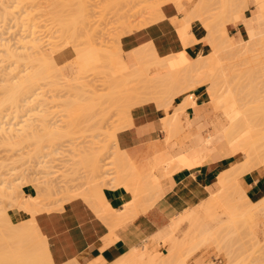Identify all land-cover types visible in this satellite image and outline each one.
Returning a JSON list of instances; mask_svg holds the SVG:
<instances>
[{
	"label": "bare ground",
	"instance_id": "1",
	"mask_svg": "<svg viewBox=\"0 0 264 264\" xmlns=\"http://www.w3.org/2000/svg\"><path fill=\"white\" fill-rule=\"evenodd\" d=\"M139 1H141V0H139ZM179 1H181V0H165L159 6L154 7V9L157 11V13H159L160 6H162L165 3H170V2L174 3L176 5V7L179 8V6H180ZM198 1L199 2L196 1L197 5L195 4L193 6V7L197 6L198 8L195 7V9L197 8L198 11L195 12V9L193 8L192 9L193 12H191L192 10L190 12L192 13V15L195 12L194 15L197 16L196 13H198L200 11L199 14H201V11L204 10L202 14L206 15L207 12L210 11L212 0L210 2H209V0L208 1L202 0V2H201V0H198ZM228 1L227 0L226 1L221 0L222 3L220 5V7H218L219 11L217 9H215V7H214L213 9H215V11L217 10L218 12H216V13L214 12L215 13L213 15L214 17L211 16L214 19L213 21H211V24L213 25L214 22L216 24L218 22H220V17L223 13L226 14V19L224 20L223 24H222V22L219 23L222 26L221 25L219 26L217 24L216 25L217 28L214 25V26H212V29L210 28L211 26H209L208 29H210L211 31L205 29V31L207 30L210 32V35H207L208 38L206 36V38H207L206 42L208 41V39H209L208 43H210V44L211 43L215 44L217 41V43L213 46L210 54H204L200 57H197L198 59L195 58L194 61L190 62L184 55L169 57V58H165V59H157L155 56H152V57L150 56L151 57L150 58L146 52L142 53V51H141L140 54H138L139 55L138 61L140 62L141 66L145 70V72L150 67H159L163 71V74L161 76H154L152 79L142 80L143 88L145 90L146 96H142L141 94L139 95L135 91L129 90L128 89L129 80H123L120 77V78H117L118 80H109V82L112 83V85H111V87H112L111 91L112 92L109 95H107V94H106V96L104 95L105 98H103L105 101H107V100L109 101V98H110V100H111V98L113 100L114 94L118 95L114 99L115 101L113 100V102H111L112 101L111 100L108 103L109 104L113 103V104H111V106L114 105V107H115L114 110H116V108H117L118 112H120L121 115L123 114L121 120L124 119L125 122L119 120L122 122L120 125H123V123H126V121L127 122L130 121V119H129L130 117L128 118V115H129L128 113L132 107L139 106V105H142V104H145L148 102L155 103L156 107L158 109L164 111V113H165L164 117L161 119V122H162L164 129H165L164 131H166L168 133V137L166 138V139H168L169 137H171L172 134L176 133L177 131H179L181 129V127H182L181 116H182L183 112L185 111L184 110L185 107H188V106L194 107V101H193L192 97L187 96L188 95L187 92L191 91L192 89H194L195 87H198V86H204L205 87L206 94L208 95V101L204 105L203 108H205L211 114L213 112L215 113L214 118H213V116L211 117L212 118V127L214 128L215 131H217V132L220 131L223 134L224 138L226 139L225 141L227 142V146L221 152L222 158L231 157L233 159V162L229 166H227L224 170H222L220 172V174L217 178L218 190L215 192V196L213 194L207 193L206 198L201 200V199L197 198L196 196H193L194 195L193 192L191 190L185 188L182 185L172 189L173 191L169 192V196H173V195L177 196V194H179L181 197L180 199H182V201H183V203L179 204V206L180 205L181 206L178 207L179 209H182L181 210L182 212H180L178 214V218H175L174 220L171 221L170 227L176 228V227H178V225L181 222L187 221L188 222L187 225H190L189 228L191 227L192 231L194 233H196V235L198 234L200 237L199 242H198V240L196 241V239L194 238L197 243L196 242L192 243L193 247L191 248V251L189 250L188 253L186 252L187 254L185 256L183 255V257L178 258L179 260H177V264H187L186 258L189 255L193 254L194 251L198 250L200 247H202L203 245H205L207 243H214L215 244V242H217V240L219 238L218 236H221V234H220L221 230L225 227L220 221L217 220L219 215H220L219 211L221 212V214L227 215L228 219H230L228 222L229 227L230 226H235V227L236 226H245V222H246L245 218L253 219L254 223L252 226L253 228H252L251 233L254 236L257 234L256 229L259 226L263 225L262 223L264 222V198L257 201V202L248 201L245 197L244 191L242 190V188L240 187L239 182H238V179L243 174L250 172L259 166L264 167V131L262 130L264 128H262V129H260V131H258L256 129V127L253 125L250 118L246 115V110H243V106H242L243 104L239 103L241 99H238V97H236L233 89H231V87H229L230 79L226 80L227 74H225L222 71V68H224V67L230 68V66H228L229 64L227 63V61H228V59L229 60L232 59L231 58L232 56L234 58L236 55H237L236 57H238V56L240 57L242 55L241 58L243 57V58L247 59L248 54H246V53H249L251 51V48H252V47L249 48V46H253V45L255 47L258 46L260 48L259 51L261 50L260 53L264 54V29H263L264 28V0H254V3L256 5V10L258 11L257 15H256V17L251 16L247 19H243V13L248 7L246 0H232V4L230 1H229L230 3H228ZM200 2L202 3L201 5H200ZM198 3H199V5H198ZM205 3L206 4L208 3V5H210V6H207L209 10L207 9ZM217 3H220V1L219 2L217 1ZM118 4H119V0H118ZM217 5L219 6V4H217ZM228 6L230 7L229 10H228V8H229ZM204 7H206V10L204 9ZM5 8H6V6H5ZM76 9H78V8H76ZM139 11H140V8H139ZM179 11H180V9H179ZM79 12H80V10H79ZM204 12H206V13H204ZM228 12H229V17H228ZM211 13H212V11H211ZM202 14H201V16L198 15L197 17H199V18H195V19H197L198 22H200L201 24H204L205 22L207 23L208 19H206V18L209 16V14L207 16H203V17H205V19L207 21H205L204 18H203L204 21L202 20V18L200 19V17H202ZM73 16H75V15H73ZM77 17H79V16H77ZM185 17H186L185 20L188 19L187 16H185ZM189 17H191L190 21H193V20L195 21L194 17L193 18H192V16H189ZM211 17L209 16V18H211ZM79 19H80V17H79ZM127 19H128V16H127ZM183 21H184V18H183ZM202 21L204 23H202ZM67 22H68V20H67ZM186 22H187V20L185 22H183L184 26L182 25V27H184L183 29L186 30V31L184 30L185 31V33H183L184 36L181 33V32H183V30L179 31L182 38H185V34L187 32V28H185ZM226 22H228L229 26H233V27H236L238 23H241L242 27H243L242 29L244 30L245 34L244 35L240 34L239 40L238 39L236 40L235 38L227 39V37H226V35H224V31H223L224 30L223 28H224V25ZM59 23L61 24V22H59ZM206 23H205V25H203L204 28L206 26L208 27V25H209V24L206 25ZM188 26L189 25L187 24V27ZM213 27H214V30H213ZM218 27H221L220 30L222 29L221 30L222 33L212 32V31H216L217 29H219ZM179 28L181 29V26ZM215 28H216V30H215ZM180 29H178V30H180ZM220 30H219V32H221ZM131 31H132L131 28L128 29L127 34ZM209 32H207V34H209ZM217 33L219 34V36ZM222 34L224 36H222ZM211 36L212 37L216 36L218 38L216 39V37H215V42H213V38H210ZM234 43L235 44L238 43V45H232ZM247 45H248V48L245 47ZM6 46H8V45H6ZM6 46L3 49L4 50L3 54L5 56V59L7 57V59L11 60V62L14 59L13 62L15 61L17 64L19 63L20 59H21L22 63L31 62L32 65H33V63L35 64V62H36V66L35 65L32 66V69L30 67L31 64L28 66L32 71H30V73L28 72V74L19 78V80H21L20 83L18 82L16 84L15 83L13 84V82H11L10 85L6 84L7 86H4L2 88L4 90L3 91L4 103L8 102L9 105L13 104L12 106L15 109V107L16 108L18 107V104H17V106L15 105L16 103H19L18 98L21 97V100H20L21 102H25L26 99L30 100V97H34V95L38 94L37 91L39 90L41 81L52 79V77H56L57 73L59 76V69L53 70V71H55V72H52L53 74L49 73L50 72L49 70H50L51 65H52V58H47L45 54L38 55V56L36 55V57H35L34 55H30L31 53H29L26 56H22L23 57L22 58L20 55L24 54L25 53L24 51H23V53L21 51H19V54H18V51H15V53H13V51H11L13 49H11L9 46H8L9 48ZM118 47H119V44H118V40H117L115 48H113L110 52H108L105 60L108 63L112 62L110 65H112L114 63L113 65H120L121 67H125L122 60H121L122 58H120L121 55H120V51H119ZM91 48H89L90 51H92ZM234 48L235 49L238 48L236 52L232 51ZM255 49H257V47ZM14 50H16V49H14ZM248 50H250V51L248 52ZM231 51H232V54H235V55H232V54L230 55ZM252 51H253V49H252ZM88 52H87V50H85V51L78 53V58L80 61L79 62L76 61L78 58L75 59L76 63L78 62V64H79L78 65L75 63L76 68L78 66L81 67V66L85 65L83 63H86L85 61H87V60H88L87 63L89 62L90 59L95 60L96 57H97V61L100 60V58L98 56L92 54V52L91 53H88ZM225 53H227L228 56H226ZM223 54H225L224 56L227 59L226 62H224L226 60L225 58L223 59L224 61H222V57H224ZM30 56H33L34 58H32ZM86 56L88 57L87 60H86ZM48 57H49V55H48ZM250 58H248V60ZM22 59H23V61H22ZM83 59H85V60L83 62H81V60H83ZM145 59H147V64H146L147 67H144L142 64ZM255 59H256V56H255ZM9 60H8V62H10ZM24 60H25V62H24ZM252 60H254V59L253 58L251 59V63L256 62V61L252 62ZM93 62H96V60ZM219 62H221V64H219ZM223 63L224 64L227 63V64L224 65ZM237 63H236V65H238ZM251 63H249V65H251ZM80 64H82V65H80ZM239 65H238V68L240 67ZM254 66L252 64L251 67H254ZM244 67L247 68V65ZM235 69H236V67H235ZM251 69L252 68H248L246 70H248V73H250ZM78 70H80V69H78ZM228 70L226 71V73L229 72ZM249 70H250V72H249ZM81 71L82 70H80V72ZM232 71L234 72V70H232ZM241 71L242 70H240V72ZM142 72H144V71H142ZM142 72H139V73L141 74ZM233 72H232V74H233ZM235 72H236V70H235ZM238 73H237V75L240 74V73L239 74ZM51 74H52V76H51ZM232 74H230V76ZM145 76H146V74H145ZM228 77H229V74H228ZM233 79H235V78H233ZM11 80H13V79L11 78ZM117 93H120V94H117ZM77 97H80V96H77ZM107 97H108V99H107ZM175 97H182V102H181V104L177 105L176 108L173 109V111L171 113H169L168 109L171 106V104L169 103V100L174 99ZM95 99L99 100V98L96 96H91V97H88L86 99L76 98L73 100L72 99L65 100L67 102H64L63 108H65L67 113H69L70 115H67V113L65 112L66 115L69 116V120L67 118L66 123H65L66 125H64V127L67 128V130L72 129V131H73V130H75V128L78 127V125L83 124V129L90 130V131H92V133H95V131L99 130L101 127V123L103 122L102 119L103 118L108 119V117L105 116L106 110L97 111L98 109L94 105H98V107H99V103H98L99 101H97V103H96ZM4 103H3V105H4ZM207 104L208 105L210 104V106H211L210 111L207 109ZM115 105H117V106H115ZM93 106L96 109H94ZM92 108L96 112H91V115H90L88 113V111H93V110H91ZM111 110H113V109H111ZM114 110H113V112H114ZM76 112H78V113H76ZM102 112L104 113L103 118H101V117H100L101 119L97 118V116L101 115ZM94 113H95V115H94ZM108 113L109 112H107L106 114H108ZM120 113H118V114H120ZM114 115L116 116V112ZM92 116H95V117H93L94 120L92 119ZM218 116H221L222 120H220L218 118ZM1 118H3V117H1ZM95 118L97 120H95ZM120 118H121V116H120ZM98 120H99V122L100 121L101 122L98 123ZM92 122H93V124H91ZM130 123H131V121L128 122V124H130ZM96 124L98 125L97 127H95ZM3 125L5 126V124H3L2 121H0V131L1 132L5 131V133H6V134L4 133L5 135L3 134V136H0V146L2 144V146L6 147V145H7L8 147H10L9 149H12L14 147L17 148L16 146L20 145L19 143L21 142V140L24 142V140L27 136L26 132H28V131H26L25 132L26 134L24 135V131L21 130L23 128L16 129L17 132L15 131L16 133L14 134L13 131L10 133V130H12L10 127L5 129ZM127 125H125V127ZM127 127H126V129H127ZM2 128H3V130H1ZM122 128L125 129L124 125L121 127H117V129H115V130H111V131L109 130L108 132L106 131V133L105 132L102 133L105 135L106 140L113 142V146H114L116 153H118L120 155V157H117L115 160L112 159L111 161H106V162L104 160L105 165L107 163L108 166L110 164H112L113 166L114 165L116 166L117 178H113L114 176L113 177H107L108 175L112 176L111 170H110V172L108 171L109 170L108 166H106L105 169H103L104 168L103 163H102V166L100 164L101 162H103L102 157L106 154L107 148L103 145L96 147V142L94 141L95 142V145L93 143L94 147L88 146L86 149H84V150L78 149V151H76L74 149L76 151V153L73 152L74 151L73 149L71 150L72 153H75L74 155H72V159H73L72 161L74 162V163L72 162V164L82 165L84 167V169H86V174H87L86 180L87 181H84L85 185L79 186V188L75 189L74 191H72V189H70L69 191H72L71 193H69L67 191L69 188L68 189L63 188V190L66 189V191L62 192V194L63 193H64V195L66 194L65 195L66 198H64L65 202H69V201L74 200V199H81V201L83 200L84 202H86L84 204H88L86 206H88L91 209V212L95 214L94 216H97L96 218H98L100 221H103L102 224H107L106 228H107V230L109 228L108 232L110 233L111 236L113 235V231L115 229H117V227H120L122 224H124L128 220H132L134 218V216H136L138 213L145 212L148 208H151L154 204H156L160 199H162L163 197H166V192L160 186L161 184L159 183L157 174L154 171L150 172L148 174H144V175L139 174L135 170L134 166L126 158V156L123 154V152H121L118 149V147L116 145V133L118 130H122ZM20 130L22 132H19ZM7 131L9 133H7ZM29 134H31V133H29ZM45 134H44V136H45ZM23 135L25 138L23 137ZM32 136L33 135H30V138ZM51 136H53V135H51ZM51 136H48V137H51ZM92 137L95 139V136H92ZM96 137H98V136H96ZM28 138L29 137H27V140H29ZM41 139H42V137H41ZM45 139H48V138L46 137ZM50 140H51V138H50ZM204 144H206V143H204ZM91 145H92V143H91ZM71 151H70V153H71ZM56 154H58V152ZM202 160L203 159L200 156L199 164H202ZM190 166H191V163L186 158V156L184 154H182L181 156H179L178 158L173 160L170 167H168V169L166 168L165 170H163V173L168 175V174L172 173L175 169H178V168L189 169L188 167H190ZM62 175H63V173H62ZM60 176H61V174H60ZM63 177H64V175H63ZM63 177H62V179H63ZM102 178H103V180L108 179V180H110V182L107 183L105 186V183L102 181ZM104 178H106V179H104ZM101 181H102V183H101ZM46 182L47 181H44V183H46ZM42 183H43V180H42L41 184ZM58 183L59 182H57V184ZM44 185L45 184H43L42 194L38 195V196H40L39 199H34L32 201L24 200L22 202L15 201L16 205H17L16 209L23 210L25 213H28L31 216L29 220H27L25 222H20L17 224V226H14L13 223L10 222V220H9L10 218L8 217L6 210L1 209L0 212H2V210H3V212L0 213V242H2V243L3 242L4 243L5 242H9V243L10 242H13V243L25 242V244H26L27 241L31 240V238H33L35 240L33 242L37 241L35 243V245L33 246L34 249L31 247L32 245L29 246V244L32 243V241H31L30 243L28 242L29 244L27 243L28 244L27 248L25 245L24 246L23 245H16V247L13 246L14 248L13 247L12 248L14 249V251H12L11 249H10L11 253H9L10 250H8L9 252L6 251L8 254L4 253L3 251H4L5 247L10 248V245H8V246L5 245V247H2L3 249H0V250H3V251H0L1 254H2V252H3V254H7V255H5L6 257L3 254H2L3 256H1L4 258L2 260V261H4V263L6 262L5 260L8 261V259H9V261H18V258H19L22 261H25V263L32 261L31 263H33V264H51L49 261V258L47 257L48 253L46 254L44 238L39 234V232L36 228L35 222L33 220V217L35 214H38V213L43 212V211H49L47 206L44 205V201L46 199H48V197H50V196L53 197V195L49 194V191H50L49 189L51 187L48 186L49 188L48 187L45 188L46 186H44ZM118 186H123L128 192H130L129 194H131V196H132L131 201L124 205V210H122V211L112 210L105 203L104 198H103V189L104 188H116ZM70 188H72V187H70ZM5 190L6 189L2 188L1 182H0V201L12 200V198L5 192ZM53 191H54V188H53ZM60 192H61V189H60ZM177 198L179 199V197H177ZM50 200H51V198H50ZM182 206H183V208H182ZM218 209H220V210H218ZM5 228H8L11 230L10 231L11 233L9 236L4 235L2 230ZM222 233H224V232H222ZM226 234H227V232H226ZM198 235L196 236L197 238H198ZM222 237H223V235H222ZM223 238H222V240H223ZM14 239H16L17 241H15ZM113 239H115V238L113 237ZM152 240H156L157 243L161 244V248L166 251L165 256H163L162 251H160L158 249L155 252H152V251H154L153 248H152V251L148 249V246ZM178 240L180 242V239H178ZM178 240L172 236H169L167 239V238H164L163 236H161L160 234H156L154 237L148 239L142 245V247L134 248V249L130 250L127 254H125L121 258L115 260L113 262V264H164V262H166V261L169 263V261L171 259L173 260V258H174L176 260L177 257H179L177 255L178 253L176 254V252H179L180 248L183 247L182 241L180 242V243H182V245H181L178 243ZM223 242H225V241H223ZM37 243H38V245H37ZM220 243H222V241ZM220 243L218 242V244H220ZM6 244H8V243H6ZM1 246H3V245H1ZM107 246L108 245H105V244L101 245L100 249H103ZM22 248H23V250H21ZM29 249H31V250H29ZM230 249H231V247H230ZM30 252H31V254L28 255ZM225 253H226V255L228 253L227 258H228V261H230L233 258V251H232V253H231V250L228 252L225 251ZM1 257H0V260H1ZM168 259H170V260H168ZM164 260H166V261H164ZM175 262L173 260V262H170V263L174 264ZM67 263L68 264H77L76 262H71V263L67 262ZM98 263H100V262L98 261V259H96V260H93L92 262H90L88 264H98ZM228 264H231V263L229 262ZM258 264H264V260L260 261V263H258Z\"/></svg>",
	"mask_w": 264,
	"mask_h": 264
},
{
	"label": "crops",
	"instance_id": "2",
	"mask_svg": "<svg viewBox=\"0 0 264 264\" xmlns=\"http://www.w3.org/2000/svg\"><path fill=\"white\" fill-rule=\"evenodd\" d=\"M120 1L122 0H119V2ZM210 1L211 0H209V2ZM217 1H220V3H218V7H220L222 2L221 0ZM195 2L196 0H189V2L182 4V1H179V8L172 2L165 3L160 6L159 13L156 12V14L151 16L141 12L131 19V25L133 26L132 31L127 34L114 23L115 4L118 3V0H86L89 7H95L98 11L93 12L90 9L87 14V21L76 31V42L78 46L87 50V52L89 51L88 53H95L100 60L97 61L96 57V62L90 59L87 63L88 57L86 56L87 61L83 63L86 66L83 65L76 68V64H78L80 60L74 46L71 43L64 46L65 40L68 39L66 36L63 38L58 37L55 49L50 52L52 55V65L50 69H59L63 74L64 80H77V82L75 81L72 83V94L78 93L84 96L83 93L87 92V95L99 94L104 96L110 92L112 83L109 82V80H118L117 78L120 77L123 80H127L131 74H138L142 71H144L141 73L142 75L139 73L140 80L152 79L154 76H161L163 74L162 69L159 67H150L146 71L147 73L145 72L138 61V54H140L141 51L142 53L146 52L149 57L155 56L157 59L184 55L190 62L194 61L195 58L198 59L197 57L204 54H210L211 51L208 49L209 45L207 46V43L205 44L203 42L206 41L208 36L206 38V33L202 29L203 25L206 23L203 22V18L205 19L203 16H207L209 12L203 15L202 13L204 10L201 9L202 17H200V19L202 18V23L204 24L198 22L195 18H199L197 16H201V14H199V11L196 13L197 16L194 15V13L198 11V7L195 6L197 7L195 9L193 6L195 4L197 5L199 1L197 0V2ZM201 2L200 5L202 4ZM208 3H205L206 7L210 6ZM139 6H141V4L138 3L137 7ZM206 7H204L205 10ZM218 7L217 10L219 11ZM193 8L195 9L193 13L194 16L191 13L193 12ZM188 15L192 16V18L194 17L195 21H190L191 17ZM185 16L188 17L185 23V28H187L186 34L188 36L185 34V38H182L179 31L183 30V32H181L182 35L186 31L183 29L184 27H182V25L184 26L183 22L186 21ZM222 16L223 14L221 17ZM213 17H211L212 19H210L209 16L206 18L208 20L210 19V22L208 21L209 23H206V25L209 24L208 27H205V29L209 31H211L208 29L209 26H211L210 28L212 29L214 25L215 27L217 24L219 26L221 25L219 24L221 22L217 24L212 22V25L211 21L214 20ZM206 19L205 21H207ZM96 21H100L97 27L99 26L101 29H97V27L94 26ZM88 22L90 23L88 24ZM226 23L223 31L228 39V22ZM187 24L189 25L188 27ZM180 26L181 29L179 28ZM218 28L219 29L212 32L222 33V29L220 30L221 27ZM219 30L221 32H219ZM110 34H115V38L110 37ZM207 35H210V32ZM224 35L222 34V36ZM215 37H210L213 38V42H215ZM236 37H239V34L231 38ZM217 38L218 37H216V39ZM117 39L121 55L120 58H122L121 60L125 66V72H120L121 68L118 65H113V63L112 66L110 65L112 62L108 63L104 60V50L109 48V46H115ZM89 42L93 44L90 46L88 45ZM215 44H210L211 50ZM88 47H92V51H90ZM76 58H78L76 60L78 61L77 63L75 61ZM84 60L85 59L81 60V62ZM78 69L82 71L80 72ZM85 70H97L99 76L91 79L85 75ZM89 80H108L109 86L103 89L99 87L90 89L89 87L92 83ZM65 86L68 87V84H65ZM66 89L68 90V88ZM187 94V96L192 97L194 107L189 106L186 108L181 116V129L172 134L171 137L166 139L168 133L164 131L165 129L161 122V119L165 115L164 111L158 109L155 103L148 102L132 107L129 110L128 118L130 117L131 125L128 124L130 121H126L128 125L123 123L125 129L122 128V130L116 133V145L139 174L144 175L153 171L157 174L159 183L161 184L160 186L166 192V197L169 196V192L173 191L172 189L180 185H186L187 187L193 185L196 189L199 184L201 190L196 197L203 200L206 198L207 193L214 194L218 190L217 178L220 172L233 162V159L231 157L222 158L221 152L227 146V142L220 131L217 132L214 130L212 127V118L209 112L203 108L208 101L205 87H195L187 92ZM181 102L182 97H175L168 112L171 113ZM125 125L129 128L126 126V129ZM182 154H184L191 163V168H178L168 175L164 174L163 170L166 168L168 169L173 160ZM200 156L203 159L202 164H199ZM225 160H228V162L223 163ZM238 182L248 201L257 202L264 198L263 166H259L243 174L238 179ZM21 192L24 198L36 195V189L31 184L22 186ZM129 193L130 192L123 186L104 188L103 198L105 203L112 210L122 211L124 210V205L131 201L132 196ZM84 203L86 202L83 200L81 201V199H74L60 206H55L52 210L43 211L34 215L33 220L39 234L44 238L46 254L48 253L47 257L51 264H68L67 262L88 264L96 259L103 264H113L115 260L124 256L130 250L142 247L141 244L145 243L156 234H160L164 237L170 230L172 220L168 223L169 218L176 214L175 205L165 202V197H163L145 212L138 213L132 220H128L120 227H117L111 236L108 232L109 228L108 230L106 228L107 224H102L103 221L96 218L97 216H94L95 214L86 206L88 204ZM181 210L182 209H179L178 213L182 212ZM7 214L10 220L15 223L25 222L31 217L23 210L15 208L9 209ZM219 214L218 221L223 223V218H225L224 221L229 222L230 219H228L227 215L221 214L220 211ZM262 224L263 225L256 229L257 234L260 232L264 235V222ZM113 237L116 240L113 239ZM14 240L17 241L16 239ZM31 241L32 243L29 244ZM33 241H35L33 238L27 241V243L29 242V246L32 245V248L37 242ZM6 243L10 245V248L5 247L8 249L6 250L4 248V251L0 250L4 253H7L6 251L10 249L14 251L13 246L16 247V245H25L26 248L28 247V244H25V242H0L3 246H5ZM104 244L108 246L100 249V246ZM153 244H157L156 240H152L149 246ZM0 249L3 248L0 247ZM11 250L8 252L11 253ZM21 250H23V248ZM2 254L0 256H5L8 253ZM3 259L4 258L1 257L0 264H24L23 261H9V259L8 261L5 260L6 262L4 263V261H2ZM204 261V259H199L198 264H207Z\"/></svg>",
	"mask_w": 264,
	"mask_h": 264
},
{
	"label": "rangeland",
	"instance_id": "3",
	"mask_svg": "<svg viewBox=\"0 0 264 264\" xmlns=\"http://www.w3.org/2000/svg\"><path fill=\"white\" fill-rule=\"evenodd\" d=\"M163 1L165 0H141V1L122 0L121 2H119V4L118 3L115 4V22L114 23L116 24V26L122 28L127 33V30L130 28L132 29L133 27L131 25L132 18H134L137 14H140L141 12L144 14H148L150 16L156 14L157 11L154 9V7L159 6ZM181 1H182V4L187 2V0H181ZM212 1H211L212 6L210 8L211 10L208 13L210 17L213 16L217 12V10L215 11V9H217L218 7L217 0H212ZM229 1L232 4V0H229ZM229 1L228 3H230ZM246 2H247L248 7L243 13V19H247L251 16L256 17L258 11L256 10V5L254 3V0H246ZM138 3L141 4V6L137 7ZM214 7L215 9H213ZM230 7L228 8V10L230 9ZM139 8H140V11H139ZM90 9L93 12L98 11V9L95 7H92V8L89 7V4L86 3V0H55V1L54 0H0V101L2 102V103L0 102V107H1L0 108L1 109L0 110V114H1L0 121H2L3 124H5V126L3 125L5 129L8 127L12 129V130L9 129L10 133L13 131V133L15 134L17 132L16 129H21V128H23L21 130L24 131V135L27 133L26 138L23 135V137L25 138L24 142L21 140L22 143L21 142L19 143L21 146L20 145L16 146L17 148L11 147L13 150L9 149L10 147H8L7 145L5 147V146H2L1 144L0 146V182H1L2 188L6 189L5 192L12 198V200L0 201V211L1 209L3 210L5 209L6 212L9 209H14V208L16 209L17 205L15 201L22 202L24 200L32 201L34 199H39L40 196L38 195L42 194L43 184H45L44 185L46 186L45 188H47L48 186L51 187L49 189L51 191V192L49 191V194L53 195V197L50 196L48 197V199H46L47 201L46 200L44 201V205L47 206L49 210L54 209L55 206H60L61 204L65 203L64 198H66L65 197L66 194L64 195V193L62 194V192L63 191L65 192L66 189L63 190V188H67V189L69 188L67 191L71 193L75 189L79 188V186L85 185L84 181H87L86 180L87 179L86 169H84L82 165L72 164L73 162L72 155H74L76 151H78V149L84 150L88 146L94 147L95 142H96V147L100 145L105 146L107 148L106 154L102 157L103 162L100 163L101 166L103 163V167H104V168L102 167L103 169H105V167L108 166L107 163L106 165L104 164V160L106 162V161H111L112 159L115 160L117 157H120V155L116 153L114 149L113 142L106 140L105 135L102 133L103 132L106 133V131L108 132L109 130L110 131L115 130L117 129V127H121L122 126L120 125L122 123L121 121H124V119L121 120L123 114L121 115V113L118 112L117 108L116 110H114L115 109L114 105L111 106V104L113 103H110V104L108 103L109 101L112 100V98L111 100L109 98V101L107 100L109 96L106 99L107 101H105L103 99L105 97L99 94L87 95V92L83 93L84 96L78 93L72 94L71 93L72 83H74L75 81L77 82V80H64L63 74L61 71H59V76H58V73L56 72L57 73L56 77H52V79H49V80L41 81L39 90L37 91L38 94L34 95V97H30V100L26 99L25 102H21L20 101L21 97L18 98L19 103L15 104L16 106L18 104V107L17 108L15 107V109L12 106L13 104L9 105L8 102L4 103V99H3L4 90L2 88L4 86H7L6 84L10 85L11 82H13V84L14 83L16 84L18 82L20 83L21 80H19V78L28 74V72L30 73V71H32L31 70L32 66L34 65L36 66V62L35 64L33 63L32 65L31 62L27 63L24 60V62L27 64L26 65L25 63L21 62V59L19 60L18 64L15 61L13 62L14 59L11 62V60L7 59L6 57L7 59L6 60L3 54V51H4L3 49L5 48V46L8 45L11 49H13V50L10 49L11 51H13V53H15V51H18V54H19V51H21L22 53L24 51L26 54L21 53L22 54L20 55L21 57L26 56L27 54L31 53L30 55H34L35 57L36 55L38 56V55L45 54L47 58H52V55L50 54V52H52L55 49L56 41L58 37L63 38L66 36L68 40H65L64 46H67V44L71 43L74 46V49L77 52V54L82 51H85L83 48L78 46V43L76 42V38H77L76 31L79 27H81L82 24H84L87 21V16H88L87 14L90 11ZM211 11L213 14L211 13ZM125 14L128 16V19ZM77 16H79L80 19ZM225 17H226V14L223 13V16L220 18V22H224ZM228 17H229V12H228ZM58 21L61 22V24ZM99 22L100 21H96L94 26L97 27ZM89 23L90 22H88V24ZM242 28L243 27L241 23H238L236 27L228 25L227 27V33L229 35L228 39L235 36L236 34H239V37L235 38L236 40L237 39L239 40L240 34L242 35L245 34ZM97 29H101V28L98 26ZM202 29L204 30L207 36V30L205 31V28L203 27ZM109 36L115 38V34L113 35L110 34ZM203 42L205 44L207 43L206 44L207 46L209 45L208 42L206 41H203ZM92 44H93L92 42L88 43V45L90 46ZM232 45H238V43L236 44L234 43ZM115 46H109V48H106L104 50V54H103L104 60L107 57L108 52H110L113 48H115ZM253 46H249V48L252 47L251 51L248 50V52L249 51L250 52L246 53L248 54L247 55L248 58L252 56L249 59L250 61L248 60V58L247 59L243 57L241 58L242 55L240 57L239 56L236 57L237 56L236 55L234 58L232 56L231 57L232 59L230 60L228 59L229 61L228 62L224 56L225 54L226 56L228 55L227 53H225L223 54L224 57H222V61H224L223 59L225 58L226 60L224 62L227 61V63L229 64L228 66H230V68L229 67L227 68L221 67V68H222V71L225 74H227L226 80L230 79L229 87L233 89L236 97H238V99H241L239 103L243 104L242 105L243 110H246V115L250 118L251 122L256 127V129L260 131V129L264 128V54L262 53L263 54L262 55L260 53L261 50L259 51L260 48L258 46H256L257 49H255L256 47L254 46L255 47L254 48ZM245 47L248 48V45ZM235 48L232 50L233 52H236L238 49V48L237 49ZM208 49H210L209 51H211L210 45L208 46ZM232 51L230 52V55L232 54ZM93 54L96 55L95 53ZM232 55H235V54H232ZM255 56H256V59H255ZM30 57L34 58L33 56H30ZM252 58L254 59L252 60V62L256 61L255 62L256 64L251 63ZM8 60L10 62H8ZM248 62L251 63V65H249ZM12 63L13 64L15 63V64L13 65ZM236 63L238 65L240 64L239 68H238V65H236ZM142 64L144 67H147L146 66L147 59H145ZM219 64H221V62H219ZM252 64L253 66L254 65L255 66L251 67ZM29 65L31 69L28 67ZM246 65H247V68L244 67ZM118 66L121 68L120 72L126 71L125 67H121L120 65ZM248 68H252L251 69L252 73L250 72V70H249L250 73H248V70H246ZM227 70L229 71L228 73H226ZM232 70H234V72ZM240 70L242 71L240 72ZM49 71H50L49 73L55 72L53 71V69H50ZM232 72L234 75L232 74ZM84 73L91 79L99 76V73L97 70H85ZM237 73L239 75H237ZM228 74H229V77H228ZM230 74H232L231 75L232 77L230 76ZM139 75H140L139 73L131 74V76L127 79L129 80L128 89L135 91L139 95L141 94L142 96H146L145 90L143 88V82L142 80H140ZM11 78L13 80H11ZM89 81L92 83V85H90L89 87L90 89L96 88V87L103 89L104 87L109 86L108 80H89ZM65 84H68V87H66ZM65 87L68 88V90ZM111 90H112V87H110V92L107 95H109L112 92ZM117 94H120V93H117ZM77 96H80V97H77ZM91 96H96L99 98V100L95 99L96 103L97 101H99L98 102L99 107L98 105H94V106L97 107L98 109L97 111L106 110L105 116L108 117V119L105 118L106 119L105 120L103 118L104 116L103 112L101 113V115L97 116V118L99 119L103 118L102 120L103 122L104 121L105 122L101 123L100 129L95 131V133H92V131L90 130L83 129V124L82 125L80 124L81 126L78 125V127L75 128V130H73L74 132L72 131V129H70L71 131L67 130V128H65L64 125H66L65 123H66L67 118L69 120V116L67 115H70V114L67 113L65 108H63L64 102H67L65 100L67 99L73 100L76 98L86 99ZM113 96H114L113 97V100H114L118 95L114 94ZM113 100L111 102H113ZM172 101L173 99L169 100V103L172 104ZM93 108L91 110H93ZM108 108L110 110L113 109L114 112L113 110L110 111ZM186 108L187 107H185L184 110H186ZM207 109L209 111L211 110L210 104L209 105L207 104ZM65 112L67 113V115ZM91 112H96V111L95 110L88 111L90 115H91ZM107 112L109 113L106 114ZM115 112H116V116L114 115ZM117 112L120 114H118ZM119 115L121 116V118ZM209 115L211 117L213 116L214 118L215 113L214 112L212 114L209 113ZM93 117L95 116H92V119ZM218 118L222 120L221 116H218ZM95 120L97 119L95 118ZM100 122L98 120V123ZM91 124H93V122ZM97 124L95 127L98 126ZM1 130H3V128ZM21 130L19 132H22ZM262 130L264 131V129ZM2 132L0 131V136H3V134L5 133V131H2ZM7 133L9 132L7 131ZM30 135H33L32 136L33 138L32 137L30 138ZM48 136H51V137H48ZM92 136H95V139ZM27 137H29L28 139L30 141L27 140ZM46 137L48 139H45ZM72 149L76 150V151L75 150L73 151L75 153H72L71 151ZM57 152L58 154H56ZM225 162H228V160L223 161V163ZM108 167H109L108 171L110 172L111 170L112 176L108 175L107 177L114 176L113 178H117L116 166L115 165L113 166L112 164H110ZM60 174L63 177V179L60 176ZM42 180H43V183L41 184ZM44 181H47V182L44 183ZM102 181L105 183V186L107 183L110 182V180L108 179L103 180V178H102ZM57 182L59 183L57 184ZM26 184H31L36 189L35 196H28L27 198H24L22 196L21 188L22 186ZM182 186L191 190L194 194L193 196H198L201 190L199 184L196 189L194 188L193 185H190V187H187L186 185H182ZM53 188H54V191H53ZM60 189H61V192H60ZM70 189H72V191H69ZM213 195L215 196V193ZM177 197H179V199ZM180 198L181 197L179 194H177V196L173 195V196L165 197V202L172 203L176 207V214L169 218L168 223L171 220L178 218V214L180 213V212L178 213V210H179L178 207L181 206V205L179 206L180 203H183L182 199ZM224 220L225 218H223V223L225 227L221 230L220 232L221 236H218L219 238L217 242H215V244L207 243L203 245L202 247H200L198 250L194 251L193 254L189 255L186 258L187 264H198L199 259H204L205 260L204 262L207 264H228L229 262L231 264H258L260 263V261L264 260V235L260 232L256 234L255 236L252 235L251 231L253 228L252 226H253L254 220L245 218V221H246L245 226H236V227L235 226L229 227L228 222ZM10 222H12L14 226H17L18 224L11 220ZM184 222L185 221L181 222L176 228L170 227V230L164 235V238L168 239L169 236H172L177 240L180 239V242L182 241L183 243L182 245V243H180L178 240V243L181 244L183 247L180 248L179 252H176V254L178 253L177 255L179 257H177L176 260L173 258L174 262L176 261L174 264H177V260H179L178 258L183 257V255L185 256L189 252V250L191 251V248L193 247L192 243H195L197 240L198 242L200 241L199 235L197 234L198 235V238H197L196 233L192 231L191 227L189 228L190 225H187L188 222L187 221H186L187 223L186 222L184 223ZM2 231L4 235H7V236H9L11 233L10 232L11 230L8 228L3 229ZM222 235L225 239L222 237ZM221 237L223 238V240ZM194 238L196 239V241ZM221 241L222 243H220ZM218 242L220 244H218ZM159 244L160 243H157L156 245L154 244L150 245L149 250L152 251V248H153L154 251L152 252H155L158 249L162 251V255L165 256L166 251L162 249L161 244L160 245ZM6 245L8 246V244ZM0 247H5V246L0 245ZM228 248L231 250V253L233 251V258L230 261H228V258H227L228 253L227 255L225 253V251L226 252L230 251ZM223 249L224 250L226 249V250L224 251ZM30 254L31 252L28 255ZM18 260L22 262L21 259L18 258ZM173 260L171 259L169 263L166 260H164L166 261L164 262V264H171L170 262H173ZM31 262L32 261L25 263V261H23L24 264H33ZM98 264H103V263H98Z\"/></svg>",
	"mask_w": 264,
	"mask_h": 264
},
{
	"label": "trees",
	"instance_id": "4",
	"mask_svg": "<svg viewBox=\"0 0 264 264\" xmlns=\"http://www.w3.org/2000/svg\"><path fill=\"white\" fill-rule=\"evenodd\" d=\"M226 163V162H225Z\"/></svg>",
	"mask_w": 264,
	"mask_h": 264
}]
</instances>
